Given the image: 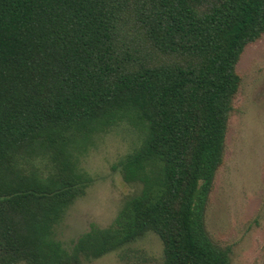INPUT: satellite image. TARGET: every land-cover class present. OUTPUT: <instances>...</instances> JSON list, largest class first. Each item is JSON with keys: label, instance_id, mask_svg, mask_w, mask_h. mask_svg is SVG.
Wrapping results in <instances>:
<instances>
[{"label": "trees", "instance_id": "16d2710c", "mask_svg": "<svg viewBox=\"0 0 264 264\" xmlns=\"http://www.w3.org/2000/svg\"><path fill=\"white\" fill-rule=\"evenodd\" d=\"M263 35L264 0H0V264H82L147 233L162 264H228L205 208L237 63ZM121 124L134 192L65 250L53 227L91 182L78 157Z\"/></svg>", "mask_w": 264, "mask_h": 264}, {"label": "rangeland", "instance_id": "374dc122", "mask_svg": "<svg viewBox=\"0 0 264 264\" xmlns=\"http://www.w3.org/2000/svg\"><path fill=\"white\" fill-rule=\"evenodd\" d=\"M236 71L239 89L204 225L210 241L229 251L228 264H264V35L245 48ZM138 137L135 129L121 124L94 137L78 157L79 170L91 182L53 227L54 241L65 250L92 227H109L134 192L123 181L118 164L138 145ZM33 165L39 174L44 173L45 161ZM162 249L158 236L147 233L119 251L82 264H162Z\"/></svg>", "mask_w": 264, "mask_h": 264}]
</instances>
